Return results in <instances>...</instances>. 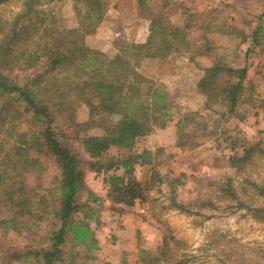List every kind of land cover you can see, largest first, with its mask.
I'll return each mask as SVG.
<instances>
[{
  "label": "rangeland",
  "instance_id": "1",
  "mask_svg": "<svg viewBox=\"0 0 264 264\" xmlns=\"http://www.w3.org/2000/svg\"><path fill=\"white\" fill-rule=\"evenodd\" d=\"M105 1V15L92 32L84 30V40L107 59L129 43L145 42L152 14H163L175 26L190 25L194 50L142 62L139 70L175 96L171 116L164 127L152 124V131L139 137L132 149L114 145L106 150L103 157L107 160L102 164L85 152L82 139L103 135L104 128L93 121L88 125V113L80 105L79 123L67 110L60 114L55 129L65 134L64 145L80 155L84 171L78 201L87 207L77 216H87L90 207L98 210L89 222L99 244V249L88 251L83 244L66 243L65 263L61 264H143L142 249L159 252L163 264L178 260L185 264H264V214L256 211H264L260 195L264 189V0H146L150 10L138 0ZM47 2L42 0L43 7L49 6L59 15L62 28L78 26L73 0ZM24 8L25 0L4 2L0 23L12 22ZM259 25V43H255L251 35ZM196 36L209 38L212 50L208 54L196 52L202 44L195 41ZM40 44L36 39L30 48ZM215 63L247 68L236 112L226 116L221 115L224 105L208 107L207 97L198 90L205 68ZM45 67L44 57L34 68L15 69L13 74L26 83ZM118 119L113 115L107 121ZM35 127L26 115L20 121L21 130ZM247 148L249 158L234 163L233 158ZM136 153L145 156L135 170L145 196L133 205L117 203L108 196L105 174L96 169L123 174L120 164L109 171L108 165L113 158ZM43 162L42 171L27 173L34 215L21 217L17 229L10 227L6 232L0 227V264H40L35 257L19 263L9 254L14 248L34 252L49 246L50 216L40 219L39 214L49 202L44 198L59 183L60 170L53 158L43 157ZM164 241L168 246L161 254Z\"/></svg>",
  "mask_w": 264,
  "mask_h": 264
},
{
  "label": "trees",
  "instance_id": "2",
  "mask_svg": "<svg viewBox=\"0 0 264 264\" xmlns=\"http://www.w3.org/2000/svg\"><path fill=\"white\" fill-rule=\"evenodd\" d=\"M6 1L0 0V5ZM73 2L78 18V26L73 28H62L59 15L49 6L44 8L42 0H25L24 10L12 22L0 23V227L6 232L10 227L17 229L21 217L34 215V195L27 173L42 171L43 157L53 158L60 170L59 183L44 198L49 202L39 214L40 219L50 216L49 246L34 252L12 249L9 257L19 263L32 257L40 264L65 263L66 243L83 244L88 251L99 249L95 230L89 222L98 210L90 207L87 216H77L82 207H87L78 201L84 171L80 167V155L64 145L65 134L55 129L60 114L69 111L76 123L80 105L88 113V125L93 121L104 128L103 135L82 139L85 152L97 157L102 164L107 160L103 157L106 150L114 145L132 149L139 137L152 131V124L164 127L171 116L175 96L139 70L142 62L194 50L190 25L175 26L165 20L163 14H152L146 41L129 43L113 58L107 59L104 53L90 49L84 40L87 32H92L105 15L106 1ZM138 2L150 10L146 0ZM3 25L7 28L3 29ZM260 29L259 25L251 35L255 43H259ZM36 39L41 42L40 46L30 48ZM195 41H202L196 50L199 54L206 55L212 50L207 36H196ZM44 57L46 67L41 74L26 83L17 80L13 74L15 69H32ZM246 73L245 67L232 68L220 63L205 68L198 90L207 97V106L224 105L227 109L222 116L236 112ZM232 76L237 78L236 82L231 80ZM70 94H73L72 99L68 97ZM25 115L35 128L19 129ZM113 115L119 116L118 121L108 123L107 118ZM244 152L233 158L234 163L249 158V149ZM144 157L143 153H136L122 159L113 158L107 170L117 167L115 163H118L123 174L96 169L105 174L108 196L115 202L133 205L137 199L144 198L143 183L135 176L136 165ZM232 194L236 196L233 191ZM260 195L264 197L263 188ZM89 197L98 200L92 193ZM256 211L264 214L261 208ZM166 246L167 241H164L161 254L165 253ZM140 252L143 264H163L159 252L150 253L144 249ZM185 263V260H178L174 264Z\"/></svg>",
  "mask_w": 264,
  "mask_h": 264
}]
</instances>
